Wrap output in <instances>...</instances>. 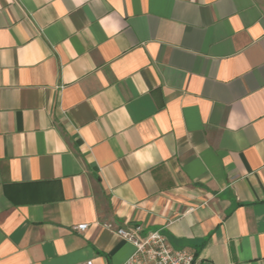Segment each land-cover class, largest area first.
I'll return each mask as SVG.
<instances>
[{
  "label": "crops",
  "instance_id": "crops-1",
  "mask_svg": "<svg viewBox=\"0 0 264 264\" xmlns=\"http://www.w3.org/2000/svg\"><path fill=\"white\" fill-rule=\"evenodd\" d=\"M135 226L264 264V0H0V264Z\"/></svg>",
  "mask_w": 264,
  "mask_h": 264
},
{
  "label": "built area",
  "instance_id": "built-area-1",
  "mask_svg": "<svg viewBox=\"0 0 264 264\" xmlns=\"http://www.w3.org/2000/svg\"><path fill=\"white\" fill-rule=\"evenodd\" d=\"M87 228V224H82L74 226L73 230L84 232ZM142 232L141 226L116 230L119 237L134 247V252L125 264H196L197 257L193 253L184 249H173L169 245L167 237L160 231L150 232L147 235H143ZM84 264L94 263L88 261Z\"/></svg>",
  "mask_w": 264,
  "mask_h": 264
}]
</instances>
